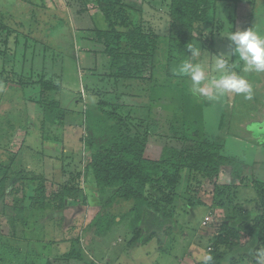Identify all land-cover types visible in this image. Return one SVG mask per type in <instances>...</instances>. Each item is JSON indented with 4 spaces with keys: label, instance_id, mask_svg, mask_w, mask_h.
Returning <instances> with one entry per match:
<instances>
[{
    "label": "rangeland",
    "instance_id": "rangeland-1",
    "mask_svg": "<svg viewBox=\"0 0 264 264\" xmlns=\"http://www.w3.org/2000/svg\"><path fill=\"white\" fill-rule=\"evenodd\" d=\"M123 1L137 11L145 32L158 35L161 42L166 43L171 33L170 0ZM211 4L208 22L212 29H208L205 37L195 35L189 43L200 48V55L192 58L188 52L183 59L201 63L207 79L218 75L213 71L215 55L230 52L227 38L230 33L250 28L264 36V0H212ZM0 18L12 30L6 54L0 58V160L16 154L15 170H20L24 163L18 153L28 149L26 146L40 148L38 135L42 116L34 102L38 93L35 82L45 76L44 79L61 87L59 100L62 108L69 111V120L61 127L67 138L77 134L79 139H84L83 123L91 122L94 136L89 141L104 143L112 133L110 125L104 126L106 120L99 113V108L112 113L111 106L122 105L130 108L113 113L111 130L115 133L127 132L138 138L146 137L148 158L159 160L164 147L179 148L180 144L173 138L181 135L189 123L197 129L191 133L197 134L200 130L209 141L221 142L224 145L223 155L240 163L245 184L247 181L250 183L235 192L224 187L228 179L222 174L217 179L194 175L186 180V172H182L184 178L175 191L178 204L166 208L175 217L174 230L161 243L153 239L129 246L133 236L130 217L119 221L118 215L116 223L108 227L103 236L94 232L93 226L111 192L100 197L92 181L81 180L79 188L83 196L92 195L94 201L80 200L79 204L62 210L61 214L52 212L45 201L46 206L36 211L26 207V198L41 199V194L50 196L69 176L63 174L64 171L70 172V165L74 167L77 164V170L82 169L89 158L90 152L84 150L82 142L80 147L77 142L76 150H73L76 154L71 158L73 143L67 142L62 152L66 161L57 159L61 130L47 123V141H42L44 149H33L29 154L32 156V170L47 173V180L52 184H28L23 198L22 194L15 195L11 187H7L5 204L10 210H0V264H7L8 261V264H64L61 262L62 254L75 240H79L83 256L89 264H201L200 258L210 253L209 246H216L223 221L228 216L248 214L254 218L253 221L239 229L238 238L228 237L234 247L227 250L216 246L224 254L221 264H261L264 261V257L258 260L259 253L264 251V235H261L264 227H258L257 219L261 213L252 186L255 182L264 183V128L253 124L264 122V72L245 73L243 61L238 56H226L231 71L244 77L251 85L252 99H245L243 94L236 93L193 95L190 78L176 71L181 61L171 64L170 69L171 72L173 70V77L179 79H173L177 83L176 88H171L170 76L165 77L163 71L157 70L153 73L156 83L146 86L144 93L141 91L138 97H134V88H123L116 77L119 63L116 58L103 55L99 45H95L96 53L90 51L91 44L79 46L86 40L85 31L105 28L101 14L94 7L84 9L81 0H0ZM16 34L20 35L18 41L21 45L25 44L22 36L29 38L26 58L14 54ZM210 36L213 37L211 41ZM161 56L162 60L167 58L165 50ZM161 59L158 56L155 62L160 63ZM21 67L25 69L22 71ZM41 70H44V76H41ZM207 79L202 86H206ZM26 84L24 90L17 87V91L13 92L10 89L12 85ZM27 106L32 109L29 119L25 114ZM88 111L90 114L86 115ZM23 117L27 118L26 126H29L24 131L21 126L25 121ZM10 125L16 128L11 131ZM8 136L9 140L6 139ZM194 139H198V135ZM53 140L57 146L52 144ZM49 141L53 147L48 143L45 145L44 142ZM49 149L57 151V155L54 156L52 151L48 153ZM43 154L52 156L48 158L50 161L46 160L40 166ZM63 165L67 168L64 173ZM222 170L228 172L229 168L222 165ZM161 189L168 192L162 181L152 183L147 192ZM12 204L15 208L25 209L24 222H16L13 229L9 225L10 218L15 216ZM161 207L165 208L163 204ZM30 210L34 212L29 213ZM207 214H210V222L202 226ZM251 242H254L253 248L247 253L244 248Z\"/></svg>",
    "mask_w": 264,
    "mask_h": 264
},
{
    "label": "trees",
    "instance_id": "trees-1",
    "mask_svg": "<svg viewBox=\"0 0 264 264\" xmlns=\"http://www.w3.org/2000/svg\"><path fill=\"white\" fill-rule=\"evenodd\" d=\"M211 1L170 0L171 33L166 43H162L158 35L143 30L141 19L136 15L137 11L125 4L123 0H81L84 9L92 6L101 14L105 28L85 31L87 41L84 40V44L81 43L79 46L81 48L83 45L91 44L90 51L96 53L95 45H99L103 55L108 58H116L119 62L116 77L120 80L123 88H134V97H138L141 91L144 93L146 86L156 83L153 73L157 70L163 71L167 75L164 74L165 77L170 76L171 82L169 84L171 88H176L177 83L173 82V79H179L173 77V70L170 71L171 64L180 63L187 57L188 45L193 41L195 35L205 37L208 29H212L208 22L209 12L212 9ZM11 34V28L4 24L0 18V58L6 54ZM19 37L20 35H15L14 54L26 58L29 38L22 36L25 44L21 45L18 41ZM209 38L211 41L213 37L210 36ZM210 47L213 48L212 44ZM164 50L167 58L162 60L161 53ZM158 56L161 59L160 63L155 62ZM24 69L21 67L22 71ZM41 72V76H44V70ZM44 78L45 76L40 77V80L35 82L38 93L34 102L40 109L44 123H49L58 128L64 127L69 120L67 118L69 111L61 106L59 100L61 87ZM26 86L27 84L24 86L12 85L10 89L16 92L17 87L24 90ZM110 108L112 113L104 112L101 108H99V113L106 120L104 126L109 127L110 125L111 136L100 144H96L93 140L89 141V138L94 136L91 132L92 124L91 122L88 124L84 122V139H79V136L75 134L70 143H73L71 147L76 149L77 142L79 147L82 142L84 150L90 152L88 161L79 170H77V164L70 172L63 169L64 175L68 174L69 176L65 181L59 183V189L50 196L41 194V199L26 198L24 203L28 209L36 210L47 204L51 206L52 212L58 211L61 214L62 210L74 206L76 203L79 204L80 200L91 202L93 196L88 194L83 196L79 188L81 180L88 182L89 179V183L94 182L100 197L111 192L109 200L105 202L102 208V214L93 226L97 236H103L108 227L116 223L115 219L119 215V221L125 217H130L129 225L133 236L128 243L129 246L147 243L153 239L157 243H161L175 227V217H172L173 214L167 212L166 208L172 204H178L175 191L184 178L182 172H186V180L193 178L194 175L209 180L217 179L219 174H222L228 179V184L224 187L231 188L232 191L244 186L245 179L242 177L240 163L223 155L222 148L224 145L221 142L209 141L200 133V130H198L200 135L199 133H191L196 132L195 125L188 123L181 135L174 136L175 139L173 138V140L179 143L180 147H164L161 158L158 160L147 157L146 137L138 138L137 135L132 136L127 132L115 133L116 131L111 130L113 113L120 109L124 112L123 110H128L127 108L130 107L114 105ZM89 114V111L86 112V115ZM23 119L27 118L23 117ZM7 121L11 120L7 119ZM10 126L9 130L11 131L16 128ZM21 126H23V130H26V127L29 128L28 124L26 126V120ZM75 132L76 130H74ZM195 135H198V139H194ZM75 154L73 153L71 158ZM16 156V154H11L5 160H0V210H10V207L5 204L8 186L11 187L15 195L21 196L22 194L21 198H23L26 188L25 182H44L42 173L36 174L34 171H24L23 169L15 170ZM62 159H64L63 156ZM222 165H226L229 171L223 172ZM161 181L164 182L168 192L162 189L154 193L147 192L152 183ZM252 186L256 191L257 197L255 199L259 204L261 213L257 223L258 227L262 228L264 227V183L255 182ZM177 195L180 197L179 193ZM44 201L46 204L43 203ZM14 204H12L11 210L15 216L9 220L12 229L15 228L16 222H24L25 219V209L15 208ZM161 204L165 208H162ZM106 209H110V212H106ZM253 219L250 214L228 216L219 228L221 235L216 240V246H223L227 250L232 249L234 243L229 242L228 237L238 238L239 229ZM261 235L264 233L261 232ZM253 243L251 242L249 246L245 247L244 251L250 253ZM216 246H209V252L213 257L212 264H221L224 254L219 252ZM62 255L61 262L64 264H89L83 256L79 240L72 241L68 250Z\"/></svg>",
    "mask_w": 264,
    "mask_h": 264
},
{
    "label": "clouds",
    "instance_id": "clouds-1",
    "mask_svg": "<svg viewBox=\"0 0 264 264\" xmlns=\"http://www.w3.org/2000/svg\"><path fill=\"white\" fill-rule=\"evenodd\" d=\"M230 41V52L217 54L214 58L213 71L218 75L206 78L205 68L201 63H193L192 59L182 61L176 71L190 78L191 92L193 95L203 94L208 95L210 92L243 94L245 99H252V87L248 81L231 71L228 59L226 56H238L239 60L243 61V71L248 72H264V36L259 35L252 29H245L230 33L227 36ZM189 52L192 58L200 55V48L189 45ZM207 79L206 86H202V82ZM264 257V251L258 255ZM201 264H212L213 257L210 253H205L200 258ZM264 264V261H261Z\"/></svg>",
    "mask_w": 264,
    "mask_h": 264
},
{
    "label": "crops",
    "instance_id": "crops-1",
    "mask_svg": "<svg viewBox=\"0 0 264 264\" xmlns=\"http://www.w3.org/2000/svg\"><path fill=\"white\" fill-rule=\"evenodd\" d=\"M228 47V46H227ZM33 106V105H32ZM32 109H30V107L29 106H27L26 107V115H27V118L29 119L31 116H30V111H31ZM46 122L44 123L43 122V120L41 119V124H40V132H39V135H38V137H40V139H39V141H40V145H39V149H34V148H32V147H30V146H26V147H28V149H23V151H21L20 153H18V157H23V160H24V163H23V167L21 168V169H23L24 171H33L32 170V167H31V162H32V160H31V155L29 154V153H31L32 152V150L34 149V151L35 150H40V151H42V148L44 149V146L42 145V141H47V136H46V132H48V130H47V126H46ZM254 125H257V126H259V127H262V128H264V122H262L261 124L259 123V122H257V123H253ZM48 125V124H47ZM55 127V126H54ZM23 129V128H22ZM54 129H60L61 130V128H58V127H55ZM24 131V130H23ZM56 132H55V134L54 135H56L57 134V130H55ZM247 131H248V129H247ZM249 132V131H248ZM29 133V132H28ZM252 133V132H251ZM61 134V135H60ZM27 134H25V136H26ZM32 135H35L34 133H32ZM59 135L61 136V138H59L60 139V145H58L59 146V153H60V155L58 156L59 158H57V159H60L61 160V158H62V156L64 157V159H62L61 161L63 162V161H66L65 160V156L64 155H62V152H63V150H64V148H65V145H66V143L67 142H70V140H71V137H66L65 136V134L63 133V130H61V132L59 131ZM252 135H253V133H252ZM36 136V135H35ZM256 136H261L260 134H257ZM255 136V137H256ZM58 137V136H57ZM6 139H8L9 140V136L8 137H6ZM49 140V139H48ZM57 142V141H56ZM45 143V145L48 143V146H50V145H52L53 143H54V145L55 146H57V144L55 143V140H53V142H52V144L50 143V141L49 142H44ZM5 144H6V142H5ZM52 147H53V145H52ZM62 149V150H61ZM72 150H76V149H74L73 147H72ZM71 150V153L73 154L74 153V151H72ZM53 152V154H54V156H56L57 155V151H54V149H49V152L48 151H46V152H48V153H52ZM50 156H52V155H50V154H43V155H41V157H42V160H41V163H40V166L41 165H43V163L47 160V161H50V160H48V158L50 157ZM51 158H54V161L55 160H57V159H55V157H51ZM45 164V163H44ZM50 165V164H49ZM72 165H70V170H72ZM61 168H62V170L64 169L65 170V168H66V165H63V166H61ZM67 169V168H66ZM35 172V171H34ZM36 174H38L39 172H35ZM49 173V172H48ZM44 176V184H47V182L48 183H50V184H52L51 183V181H49V180H47L48 178H47V173L46 174H43ZM64 175V174H63ZM40 181H35V182H30V181H27V182H25L26 183V185H32L33 186V184L34 185H36L37 183H39ZM88 182H89V179H88ZM247 184H250L248 181L246 182V184L244 183V186L245 185H247ZM28 185V186H29ZM57 185H58V183H57ZM31 186V187H32ZM240 188V187H239ZM238 189V188H237ZM236 189V190H237ZM236 190H235V192H236ZM56 192V191H55ZM34 211H36V210H34ZM34 211H29V213H32V212H34ZM38 213V212H37ZM208 215V214H207ZM205 217V216H204Z\"/></svg>",
    "mask_w": 264,
    "mask_h": 264
},
{
    "label": "built area",
    "instance_id": "built-area-1",
    "mask_svg": "<svg viewBox=\"0 0 264 264\" xmlns=\"http://www.w3.org/2000/svg\"><path fill=\"white\" fill-rule=\"evenodd\" d=\"M210 214L208 215V216H206L205 218H204V220L202 221V226H205V225H207L209 222H210ZM208 251H210V248H208Z\"/></svg>",
    "mask_w": 264,
    "mask_h": 264
}]
</instances>
